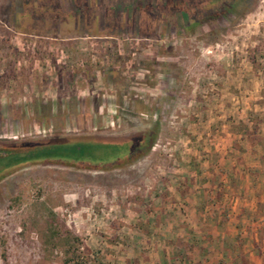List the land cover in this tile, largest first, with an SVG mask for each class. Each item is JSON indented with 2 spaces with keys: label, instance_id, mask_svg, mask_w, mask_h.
<instances>
[{
  "label": "rangeland",
  "instance_id": "374dc122",
  "mask_svg": "<svg viewBox=\"0 0 264 264\" xmlns=\"http://www.w3.org/2000/svg\"><path fill=\"white\" fill-rule=\"evenodd\" d=\"M263 86L264 0H0V156L50 151L0 169V264H63L52 219L84 264L251 247L264 158L240 135Z\"/></svg>",
  "mask_w": 264,
  "mask_h": 264
},
{
  "label": "crops",
  "instance_id": "0c3cea01",
  "mask_svg": "<svg viewBox=\"0 0 264 264\" xmlns=\"http://www.w3.org/2000/svg\"><path fill=\"white\" fill-rule=\"evenodd\" d=\"M264 89V86L262 87ZM259 92L258 88H256V86L252 85V90L248 92L249 95H256ZM239 99V98H238ZM256 99V98H255ZM239 102V100H238ZM257 107H259L257 109ZM238 109H241V111L243 112V106H239ZM260 110L262 112V118L263 120H261V123H259L257 121V117L255 118V114L256 112ZM249 114V122L246 125L247 129H248V134L247 135H240V137H242V141H246L248 144L246 147H242V152H244L243 154L247 155L248 158H252V156L254 158L256 157H260V158H264V105L263 106H258L256 104L252 103V107L249 108L248 111ZM261 119V118H260ZM252 130L255 131V135H258L260 140L255 142V143H251L250 137L252 134ZM253 131V132H254ZM238 137V136H237ZM241 142V141H239ZM250 147V148H249ZM247 149V150H245ZM258 167V166H257ZM264 167V166H262ZM261 175H262V183H261V187H262V191H263V198H262V202H263V206H264V168L261 171ZM253 204V203H252ZM255 205V203H254ZM252 205V207L255 206ZM264 212V210H263ZM258 219L259 218H255V219H248L247 223L250 225H255L258 223ZM240 221L245 222V220L242 218H239ZM261 220V224H262V230L264 229V214L263 217L260 219ZM259 220V221H260ZM230 223V222H229ZM259 231L258 233H252V232H247L246 234L249 235V239L253 240V244L251 247H249L248 249H245V247H240V248H236L233 247V249H226V251H221V253H223L226 256L225 259V264H264V230L263 231ZM241 234V237H243L244 231L242 232H236V234H234L233 232H231V234L228 237H239V235ZM220 238L224 239L225 237V233L220 234L219 236ZM248 238V236H246ZM256 244L257 247L254 246V244ZM261 243V244H260ZM226 252V253H225ZM214 264H217V261L213 262Z\"/></svg>",
  "mask_w": 264,
  "mask_h": 264
},
{
  "label": "trees",
  "instance_id": "16d2710c",
  "mask_svg": "<svg viewBox=\"0 0 264 264\" xmlns=\"http://www.w3.org/2000/svg\"><path fill=\"white\" fill-rule=\"evenodd\" d=\"M254 61V59H253ZM148 144L149 147L152 146V142L147 139V137L141 138L139 141L133 142L132 144H129V157H125L124 160L130 159L131 157H134L139 153V151L146 147L145 145ZM33 151H30L24 155L19 154H13L8 153L7 156H0V158L5 159L3 162L0 160V169L3 167L8 168V166L12 165H19L21 163H25L30 161L31 157L35 154L38 156H46L50 151L41 149L37 151V153H32ZM10 156L13 157V159H10ZM7 157V158H6ZM123 160V161H124ZM122 161V162H123ZM83 166V165H82ZM48 230L50 235L47 236L48 243L52 245L61 246L65 249V258L63 261V264H84L83 261V254L80 251L82 242L81 239L78 236L73 235L70 231H62L60 226L52 219V222L49 223Z\"/></svg>",
  "mask_w": 264,
  "mask_h": 264
}]
</instances>
